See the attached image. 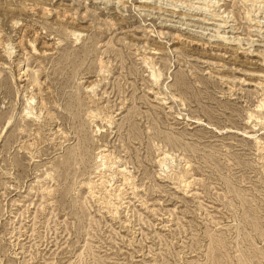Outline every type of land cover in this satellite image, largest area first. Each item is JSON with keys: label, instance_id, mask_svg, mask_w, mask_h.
Masks as SVG:
<instances>
[{"label": "rangeland", "instance_id": "374dc122", "mask_svg": "<svg viewBox=\"0 0 264 264\" xmlns=\"http://www.w3.org/2000/svg\"><path fill=\"white\" fill-rule=\"evenodd\" d=\"M262 112L264 0H0V264H264Z\"/></svg>", "mask_w": 264, "mask_h": 264}, {"label": "bare ground", "instance_id": "6f19581e", "mask_svg": "<svg viewBox=\"0 0 264 264\" xmlns=\"http://www.w3.org/2000/svg\"><path fill=\"white\" fill-rule=\"evenodd\" d=\"M260 106L263 107V105ZM259 118L261 121L264 120V112L260 113Z\"/></svg>", "mask_w": 264, "mask_h": 264}]
</instances>
